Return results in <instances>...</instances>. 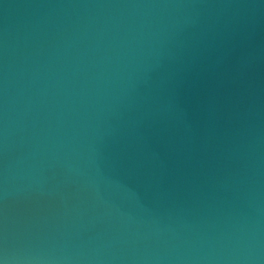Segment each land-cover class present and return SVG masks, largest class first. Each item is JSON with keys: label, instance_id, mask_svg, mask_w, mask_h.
Here are the masks:
<instances>
[{"label": "water", "instance_id": "obj_1", "mask_svg": "<svg viewBox=\"0 0 264 264\" xmlns=\"http://www.w3.org/2000/svg\"><path fill=\"white\" fill-rule=\"evenodd\" d=\"M0 264H264V0H0Z\"/></svg>", "mask_w": 264, "mask_h": 264}]
</instances>
